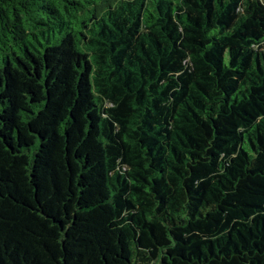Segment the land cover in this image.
Segmentation results:
<instances>
[{"label": "trees", "instance_id": "16d2710c", "mask_svg": "<svg viewBox=\"0 0 264 264\" xmlns=\"http://www.w3.org/2000/svg\"><path fill=\"white\" fill-rule=\"evenodd\" d=\"M0 0V264H264V0Z\"/></svg>", "mask_w": 264, "mask_h": 264}, {"label": "rangeland", "instance_id": "374dc122", "mask_svg": "<svg viewBox=\"0 0 264 264\" xmlns=\"http://www.w3.org/2000/svg\"><path fill=\"white\" fill-rule=\"evenodd\" d=\"M113 3H114V0H109L107 3H105L104 5H102V6L100 7V10H103L106 6L111 5V4H113Z\"/></svg>", "mask_w": 264, "mask_h": 264}]
</instances>
